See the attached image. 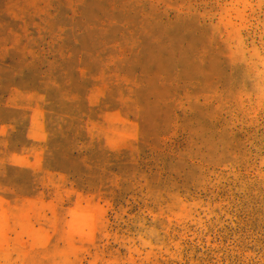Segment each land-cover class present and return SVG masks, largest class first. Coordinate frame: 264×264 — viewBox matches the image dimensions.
Segmentation results:
<instances>
[{
  "label": "rangeland",
  "instance_id": "rangeland-1",
  "mask_svg": "<svg viewBox=\"0 0 264 264\" xmlns=\"http://www.w3.org/2000/svg\"><path fill=\"white\" fill-rule=\"evenodd\" d=\"M0 264H264V0H0Z\"/></svg>",
  "mask_w": 264,
  "mask_h": 264
}]
</instances>
